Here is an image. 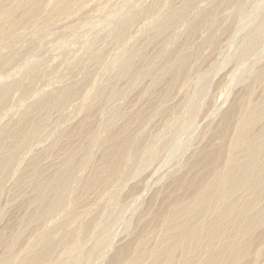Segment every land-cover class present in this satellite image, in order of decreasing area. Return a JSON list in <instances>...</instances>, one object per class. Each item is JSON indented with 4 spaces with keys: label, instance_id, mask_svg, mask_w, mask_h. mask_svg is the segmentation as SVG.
Returning a JSON list of instances; mask_svg holds the SVG:
<instances>
[{
    "label": "rangeland",
    "instance_id": "obj_1",
    "mask_svg": "<svg viewBox=\"0 0 264 264\" xmlns=\"http://www.w3.org/2000/svg\"><path fill=\"white\" fill-rule=\"evenodd\" d=\"M3 1L0 264H112L129 244L119 264L134 253L138 264H151L172 236L163 216L179 197L190 204L192 182L213 179L207 157L222 147L221 168L230 158L247 160L234 140L238 106L249 95L251 106L262 104L250 137L264 127V0ZM184 6L182 19L176 12ZM99 167L106 170L96 179ZM66 172L73 176L62 201L48 190L55 207L38 212L39 193ZM257 192H234L198 223L226 221L221 207L254 203ZM255 204L260 217L264 194ZM244 224L225 223L215 252L238 244L246 251L229 252L225 264H264V221L249 233ZM201 248L193 264H208L211 255ZM184 257L177 250L175 264Z\"/></svg>",
    "mask_w": 264,
    "mask_h": 264
},
{
    "label": "bare ground",
    "instance_id": "obj_2",
    "mask_svg": "<svg viewBox=\"0 0 264 264\" xmlns=\"http://www.w3.org/2000/svg\"><path fill=\"white\" fill-rule=\"evenodd\" d=\"M1 1L3 0H0V16L1 15L3 16L5 15V13H8L9 10L6 4L1 3ZM16 11H17V7L15 9V12ZM187 11L188 10L186 6H184L181 7L176 13L179 18L183 19L186 18ZM172 15L173 13L169 15L171 19H172ZM172 20L174 21L175 19ZM163 31H164L163 29H158V33H162V35H163ZM176 60L181 61L180 63H185L188 61L187 58L185 57L182 58L181 56L177 57ZM128 69H129L128 62L126 61L123 64L122 71L120 73L125 74L128 72ZM164 71H168V69L165 67H161L159 72H164ZM138 73L139 72L134 71L129 76V79H135ZM249 103H250V95L248 99H245L238 106L239 111L242 112L243 114L242 117L240 118L241 127L239 128L237 132V136L234 140L235 151L238 152L239 149H241L240 152L247 157V160L244 163H241V161L238 160L235 161L234 159L230 158L229 161L226 163L225 167L221 168L220 165L223 162L222 147H220L219 149H217L215 152L211 153L207 157L206 160L207 171L208 174L211 173L214 174L213 179L206 185L201 183L202 180L192 182L191 185L192 187L196 186L195 189L196 191L195 194L194 192L192 193L193 195L191 196L190 204L189 205L185 204L187 201L185 202L181 197H179L176 199L173 209L168 211L163 216V219L166 222L167 230L170 232V234L172 233V236L169 244H167L160 253L162 256H158L157 259L151 258L152 259L151 264H155L157 261H161V264H175L174 262L175 252L179 249H182L183 253L185 254V257L183 258L184 261L182 260L180 264H193L191 257L193 256L195 251L200 247H202L203 249L202 248L201 249L205 250L208 253V256L211 255L208 260V264H214V263L225 264L224 257L229 252L236 257L238 256L241 257L246 251V249H242L238 244H230L227 246V248H224L220 253H216L215 243L217 241L215 240L218 237L222 236L223 234L226 236L225 228L227 227V225H225V223L236 224L243 220L245 222L242 228L243 232L249 233L252 226L258 224L259 221H264V213L259 217L256 214H254L255 212H253L254 204L256 202L259 203L264 194V127L261 129L257 139H252L250 137L252 128L257 125L259 120H261L262 104L257 106H251ZM231 121H232L231 116H229L228 121H226L227 125H225L224 128H226ZM22 125H25V123ZM224 128L222 132L218 134V136L222 137V135L224 134ZM29 135L28 137L30 138ZM90 137L93 138L92 141L96 140L94 139V133H91ZM127 141L129 142V140ZM127 146L128 145L123 147L121 153L119 152L120 155L122 154L121 159L126 158V156L128 155L127 150H129V148ZM114 150L115 151L120 150V146L116 144L114 146L113 151ZM115 151L114 154H117ZM116 159H120V158H116ZM84 162L85 160L82 159L81 165ZM8 166L9 165H7L5 162L3 168L4 170L2 171L3 172L6 171L8 169ZM105 170H106L105 167H99L96 171V179H100L101 177H103ZM71 175L72 173L66 172L60 175L58 180L55 179L54 183H52L51 181L47 182L50 183L49 186H47L46 189H43L35 200V202L40 205V206L37 205L38 212L45 211L50 213L55 207V205L50 203V200L47 197L46 193L48 192V190H53L55 193H57L58 194L57 198H59L58 200L60 202L62 201V199L65 196L64 187L66 186V184L69 183L68 180L71 179V177L73 176ZM183 179L184 178L179 180L180 186L186 183V180ZM88 182L89 185L96 184V180H91ZM187 183L190 182L187 181ZM252 187L257 188V190L259 191L255 194L254 203L235 202L232 203V205L228 204L229 206H226L224 209L223 207H221V212H224L226 221H223V219L219 218L218 220L212 221L208 225L207 224L205 225L203 223H198L197 221L198 216L200 217L203 214L215 211L220 205V202L227 199L234 192H238L239 190H248ZM31 202L35 204L34 201ZM179 219L180 221L176 223V220ZM129 250H130V244L127 245V248H125V250L123 249L119 252L117 257L113 260L112 264H119L122 261L123 257H126L128 255ZM48 253H49V248L47 249V251H43L40 255L36 257V262L38 260L40 261L45 260L48 257ZM139 260H140V254L134 253L129 259V264H138ZM1 264H4V262Z\"/></svg>",
    "mask_w": 264,
    "mask_h": 264
}]
</instances>
